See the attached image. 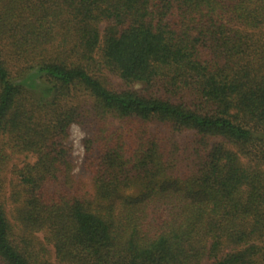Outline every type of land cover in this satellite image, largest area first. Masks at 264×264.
<instances>
[{"label":"trees","instance_id":"16d2710c","mask_svg":"<svg viewBox=\"0 0 264 264\" xmlns=\"http://www.w3.org/2000/svg\"><path fill=\"white\" fill-rule=\"evenodd\" d=\"M109 67L150 92L108 89ZM74 91L99 121L104 205L44 193L71 181L58 141L81 113L38 115ZM1 135L37 160L12 220L0 204V264H53L48 245L59 264H264V0H0ZM123 175L138 195L117 196Z\"/></svg>","mask_w":264,"mask_h":264},{"label":"rangeland","instance_id":"374dc122","mask_svg":"<svg viewBox=\"0 0 264 264\" xmlns=\"http://www.w3.org/2000/svg\"><path fill=\"white\" fill-rule=\"evenodd\" d=\"M104 23L101 24V33L104 29ZM101 82L110 90L123 91L132 90L138 93H149L142 84H126L118 76L117 72L111 67L104 68L97 73ZM164 94V93H163ZM191 97L185 95L181 101L189 103ZM77 108L81 113L77 122H72L68 127V134L61 138L58 142L62 144L65 153V158L71 162L72 171L70 173L69 183L65 182V178L60 177L47 184L44 188V193L57 195L63 192L73 194L76 185H82L87 195L92 198L93 205H104L106 201L99 198L97 186L95 184L96 176L95 169H92L98 164L101 155L100 143L98 141V125L99 121L95 119L92 112V100L83 92H72L66 97L61 98L55 104H48L40 112L38 117L43 118L47 122L51 118V111L55 108ZM114 125L117 122H113ZM123 128V127H122ZM149 128L151 131L157 130L164 134L170 131L167 125L159 124L155 121L150 122ZM177 141L181 144L190 139L189 134H175ZM91 140V144L86 143ZM87 144V145H86ZM86 146L89 148H86ZM37 160L36 154L21 151L17 141L12 139L9 135L0 136V204L4 207L7 217L12 220V210L17 205V193L22 192L23 186L20 181L19 170H22L27 164H34ZM166 171V174L176 175V169L172 166ZM136 175H129V177H118L117 182V196H136L143 189V179ZM24 193V192H23ZM37 237L43 239V233L39 232ZM50 250V262L59 264L55 258L54 251L51 245H48Z\"/></svg>","mask_w":264,"mask_h":264}]
</instances>
